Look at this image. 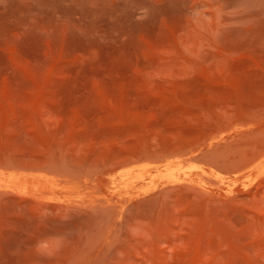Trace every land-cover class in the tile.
Wrapping results in <instances>:
<instances>
[{
	"label": "rangeland",
	"instance_id": "rangeland-1",
	"mask_svg": "<svg viewBox=\"0 0 264 264\" xmlns=\"http://www.w3.org/2000/svg\"><path fill=\"white\" fill-rule=\"evenodd\" d=\"M0 264H264V0H0Z\"/></svg>",
	"mask_w": 264,
	"mask_h": 264
}]
</instances>
